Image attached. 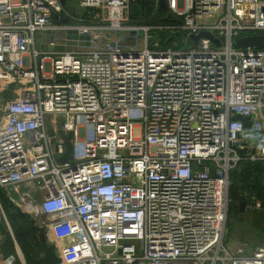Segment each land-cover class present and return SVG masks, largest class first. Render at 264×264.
<instances>
[{
	"label": "built area",
	"instance_id": "2783aa9c",
	"mask_svg": "<svg viewBox=\"0 0 264 264\" xmlns=\"http://www.w3.org/2000/svg\"><path fill=\"white\" fill-rule=\"evenodd\" d=\"M79 2L143 42L41 50L63 0H0V188L40 202L60 264H264L224 244L230 175L264 161V48L232 45L264 35V0H167L178 22L139 25L135 0Z\"/></svg>",
	"mask_w": 264,
	"mask_h": 264
},
{
	"label": "rangeland",
	"instance_id": "374dc122",
	"mask_svg": "<svg viewBox=\"0 0 264 264\" xmlns=\"http://www.w3.org/2000/svg\"><path fill=\"white\" fill-rule=\"evenodd\" d=\"M63 1V19L55 22V28L36 33L39 49L89 50L119 40L125 46L143 42L142 30L126 34L108 29L106 26H109V23L104 20L105 17L99 10L84 8L79 0ZM148 2L135 0L130 18L133 25L142 22L158 24L154 23L156 17L161 20L169 18L167 11L159 10L156 16L150 17L153 8H148ZM169 39L176 43L175 39ZM170 40L167 43L171 42ZM8 98V95H4L3 99H0V110H3ZM134 134L139 137L140 128L136 127ZM71 156L72 152H68V157ZM230 177L229 212L224 244L233 251H252L264 246V161H243L232 171ZM13 198L15 201H12L5 190L0 189V217L9 220V227L1 226L0 234L6 237L9 251L18 252L20 259L17 264H46L44 258L36 253L37 244L41 248L40 244L45 236V216L38 211L40 202L31 200L33 211L29 212L25 202L18 201L17 196ZM242 201H246L244 210L240 209Z\"/></svg>",
	"mask_w": 264,
	"mask_h": 264
},
{
	"label": "water",
	"instance_id": "95a60500",
	"mask_svg": "<svg viewBox=\"0 0 264 264\" xmlns=\"http://www.w3.org/2000/svg\"><path fill=\"white\" fill-rule=\"evenodd\" d=\"M158 4H159V9L161 11L167 10V0H158ZM55 18L59 19V16L56 15ZM190 38L194 42V44L199 43L201 38H207V39H210L217 46L222 45L221 41L217 39L213 33L207 32V31L200 32L199 34H192L190 35ZM232 45L233 47L237 49H244V50L248 48L255 49V50L262 49L264 48V35L254 34V35L242 36L234 40ZM245 204H246V201L241 202L240 204L241 210H244ZM46 251H47L49 264H60V260L55 255L53 246L51 245L46 246ZM121 252L122 251L120 250L119 253L121 254Z\"/></svg>",
	"mask_w": 264,
	"mask_h": 264
},
{
	"label": "crops",
	"instance_id": "0c3cea01",
	"mask_svg": "<svg viewBox=\"0 0 264 264\" xmlns=\"http://www.w3.org/2000/svg\"><path fill=\"white\" fill-rule=\"evenodd\" d=\"M148 1H149L148 2V8L150 10H151V8H153L152 9V12H151V15L156 16L158 14L157 7L154 5V2L153 1H151V0H148ZM165 11H167V10H165ZM146 13H148V11ZM0 205H1V203H0ZM3 225L6 228L9 227V220H8V218L5 219V218H1L0 217V227L3 226ZM41 244H40L41 248L37 244V248H36L37 249V252L36 253H37V255H39V257H43L44 258L43 261L46 264H49L48 256H47V251H46V246H48L50 243L47 240L46 234H45L43 240L41 241ZM9 254L10 255L14 254V255L17 256V260H16V263H15V264H17L18 261H19V259H20V256H19L18 252H14V251L11 252V251H9L6 237H4V235L0 234V264H6L5 259L9 256ZM55 255H56V253H55Z\"/></svg>",
	"mask_w": 264,
	"mask_h": 264
},
{
	"label": "trees",
	"instance_id": "16d2710c",
	"mask_svg": "<svg viewBox=\"0 0 264 264\" xmlns=\"http://www.w3.org/2000/svg\"><path fill=\"white\" fill-rule=\"evenodd\" d=\"M157 10H159L160 12H165V11H161L160 9H157ZM167 17H169V18H166L163 20H161L159 17H156L154 19V23H158V24L161 23L162 24V23L178 22V21H175L173 19H170L171 16H167ZM173 38L175 39V36ZM70 147H71V145H68V152H70ZM68 152L63 158H61V160L68 159ZM0 189L3 190L2 188H0Z\"/></svg>",
	"mask_w": 264,
	"mask_h": 264
},
{
	"label": "bare ground",
	"instance_id": "6f19581e",
	"mask_svg": "<svg viewBox=\"0 0 264 264\" xmlns=\"http://www.w3.org/2000/svg\"><path fill=\"white\" fill-rule=\"evenodd\" d=\"M156 2H157V4H158V0H155ZM88 9H90V8H88ZM158 9H159V4H158ZM167 10H168V6H167ZM163 11H165V10H163ZM56 15H58V14H56ZM55 15V16H56ZM59 16V15H58ZM63 19V18H62ZM62 19H60V17H59V19H56L55 18V21H59V20H62ZM191 39V38H190ZM192 41V40H191ZM193 42V41H192ZM194 43V42H193Z\"/></svg>",
	"mask_w": 264,
	"mask_h": 264
}]
</instances>
